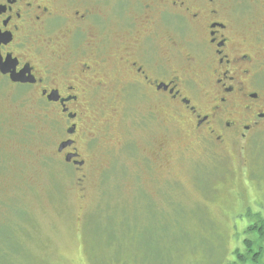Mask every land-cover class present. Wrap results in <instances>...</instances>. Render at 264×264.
I'll return each instance as SVG.
<instances>
[{"label":"rangeland","instance_id":"rangeland-1","mask_svg":"<svg viewBox=\"0 0 264 264\" xmlns=\"http://www.w3.org/2000/svg\"><path fill=\"white\" fill-rule=\"evenodd\" d=\"M157 1L95 0L91 46L116 54L131 28L150 32L148 52L166 34L185 51L190 37ZM126 100L118 113L84 106L76 169L56 153L58 109L0 78V264H264V127L221 145L157 99Z\"/></svg>","mask_w":264,"mask_h":264},{"label":"flooded vegetation","instance_id":"flooded-vegetation-1","mask_svg":"<svg viewBox=\"0 0 264 264\" xmlns=\"http://www.w3.org/2000/svg\"><path fill=\"white\" fill-rule=\"evenodd\" d=\"M94 4L0 0V78L32 88L42 103L58 109L64 131L56 153L65 163L76 169L86 164L76 146L85 134V105L113 106L109 111L118 113L134 96L183 112L195 134L221 145L264 127V0L157 1L163 19L180 22L179 31L190 37L181 52L166 34L169 45L159 55L144 47L150 32L131 28L129 38L114 45L122 46L116 54L101 39L91 46L94 31L103 29ZM114 21L125 30L121 16ZM17 74L22 81L12 80Z\"/></svg>","mask_w":264,"mask_h":264},{"label":"water","instance_id":"water-1","mask_svg":"<svg viewBox=\"0 0 264 264\" xmlns=\"http://www.w3.org/2000/svg\"><path fill=\"white\" fill-rule=\"evenodd\" d=\"M17 76H19V74L15 75V77L14 76H11L12 77V80H14V81H19V80L22 81V79L19 78V77H17Z\"/></svg>","mask_w":264,"mask_h":264}]
</instances>
